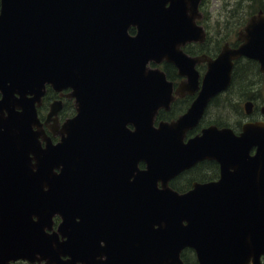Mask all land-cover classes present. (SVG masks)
<instances>
[{
  "label": "water",
  "instance_id": "95a60500",
  "mask_svg": "<svg viewBox=\"0 0 264 264\" xmlns=\"http://www.w3.org/2000/svg\"><path fill=\"white\" fill-rule=\"evenodd\" d=\"M199 3L0 0V264H185L184 248L198 264H263L264 121L187 132L229 85L235 57L264 73V13L249 16L238 45L191 55L182 46L205 38ZM163 60L184 76L176 86L149 65ZM47 84L75 101L57 142L43 127L57 100L44 120L37 111ZM195 91L183 112L156 121ZM206 159L218 179L170 186Z\"/></svg>",
  "mask_w": 264,
  "mask_h": 264
},
{
  "label": "rangeland",
  "instance_id": "374dc122",
  "mask_svg": "<svg viewBox=\"0 0 264 264\" xmlns=\"http://www.w3.org/2000/svg\"><path fill=\"white\" fill-rule=\"evenodd\" d=\"M246 2L253 5H257V3L262 2L261 5L263 6L262 8H264V0H202L200 4L202 13H204L203 10L208 11V17L204 19L205 25L206 23H208L212 29L214 28L213 37H210L206 41V46L208 48L212 47V43L215 40L220 46L224 41L236 38L237 31L241 28L238 20L240 18V15L244 13L248 17L253 6L252 5L251 8L246 7ZM231 29V33L228 34L226 30L229 31ZM197 49H199V46H197ZM255 68L257 69V67H254V65L250 61L245 60V62L242 61L240 63L239 76H242V82H238L236 83V85L222 92V94L220 93L221 95L216 100L211 101L208 104L205 113L199 123V126L217 122L221 125L230 124L233 127L237 128L243 121L246 120V114L244 112L243 106L245 102V95L249 92L250 89L252 90L251 92L255 91L256 88L264 91V80L260 79V73L259 71H256ZM204 70L205 67H203V72ZM251 81H256V85L251 84ZM188 98L189 96H183L179 100L177 99L176 103H174L173 105L174 112H176L175 115L185 110L190 100V98ZM49 101L50 99L45 102V105L39 112L42 118L48 111ZM238 105L242 107L239 112L236 110ZM71 106L72 102L66 104L64 108L65 111L70 110ZM203 175L204 167L197 169L195 171V174L192 176L203 177ZM176 183L177 185H181V183H186V179H180L175 182V184ZM185 252V257L187 258L188 263L197 264L195 255L188 250H186Z\"/></svg>",
  "mask_w": 264,
  "mask_h": 264
},
{
  "label": "flooded vegetation",
  "instance_id": "af4514ba",
  "mask_svg": "<svg viewBox=\"0 0 264 264\" xmlns=\"http://www.w3.org/2000/svg\"><path fill=\"white\" fill-rule=\"evenodd\" d=\"M259 10H264L262 8H259L257 9V11ZM227 41V40H226ZM227 43L231 46H236L240 43V41L235 38V39H231L229 41H227ZM219 51V50H218ZM217 51V52H218ZM217 52H212V53H208L206 51H199V52H194L193 54H207V55H210L212 57H214ZM245 60L247 61H252L254 67H257V69L259 70V76H260V79H263L264 80V73L260 71L259 69V62L255 59V58H252V57H248V56H245V55H239L238 57H235L233 59V65H232V69H231V80H230V83L229 85L222 91H226L229 89V86L232 82V77H233V73L236 75V77L238 78V82H242L243 78H241L242 76H239V65L242 61L245 62ZM197 68L202 72L203 71V67L206 68V64L205 62H198L196 64ZM184 79L183 76H179V80H174L175 81V85L177 82H179L180 80ZM257 81V80H256ZM256 81H251V84L253 85H256ZM50 87V101L48 102V111L50 110V105L51 103L54 101V100H57V102L55 103V106H56V109H57V112L54 113V114H51L50 117H49V120L48 122L44 123V129L46 131V133L50 136V139L53 141V142H56L60 139V133H59V129H58V126L60 125V123L66 119V118H69L71 117L74 113H75V102H74V98L72 96H70L69 92H70V88H64V89H61V90H55L54 88H52L51 86L47 85L46 86V90L47 88ZM252 90L250 89L249 92H248V96L245 97V101L246 100H250L251 103L249 105V110L246 111L244 109V112L246 114V120H256V119H261L264 121V91L260 90V89H255V91L251 92ZM196 94V91L194 93H187L185 92L182 96H180L178 99H180L181 97L183 96H189L190 100H189V103L190 101L192 100V98L194 97V95ZM176 98V97H175ZM174 98V99H175ZM174 101V100H173ZM69 102H72V106H71V109L70 110H67L65 111V106L66 104H68ZM211 101H209L210 103ZM173 103V102H172ZM188 103V105H189ZM208 103V104H209ZM208 104L206 105L205 109H204V113H205V110L208 106ZM187 105V106H188ZM42 107V106H41ZM40 107V108H41ZM172 107V105H171ZM186 109V108H185ZM42 110V108L40 109ZM39 110V111H40ZM47 111V112H48ZM161 110H159L160 112ZM203 113V115H204ZM202 115V117H203ZM54 116L57 118V127L55 129V131H53L49 126H52V127H55V121H54ZM47 117V113L45 114V116L42 118L43 120ZM201 117V119H202ZM166 118V117H165ZM168 118H171V117H168ZM159 119V118H158ZM242 124V123H241ZM241 124L240 126H238L237 128H234L236 131H239L240 128H241ZM129 126H131L130 124H128ZM233 127V126H232ZM198 129H196L194 132H197ZM190 135V134H189ZM41 143H44V139L41 138ZM214 161V160H212ZM216 164H217V176H215V178H212V179H208V180H216L219 178V165L216 161H214ZM206 180V181H208ZM191 186H192V183H191ZM190 186V187H191ZM189 187V188H190ZM187 188V189H189ZM186 189V190H187ZM54 221H55V224H54V228H55V225H57V223L60 221L59 217H54ZM47 232H49L48 230H46ZM191 251L194 255V251L191 249V248H185L182 253H181V257L183 258V254H184V251ZM196 259V257H195ZM260 260L261 262L264 264V254L261 255L260 257ZM184 261V259H183ZM185 262V261H184ZM196 263H197V260H196ZM6 264H46V261L45 260H37L36 258H17V259H14V260H10L9 262H7ZM187 264V263H185ZM198 264V263H197ZM250 264V263H249Z\"/></svg>",
  "mask_w": 264,
  "mask_h": 264
},
{
  "label": "trees",
  "instance_id": "16d2710c",
  "mask_svg": "<svg viewBox=\"0 0 264 264\" xmlns=\"http://www.w3.org/2000/svg\"><path fill=\"white\" fill-rule=\"evenodd\" d=\"M262 4V2H259V3H257V5H253V4H251V3H247L246 2V7H249V8H251V6H252V8H251V10H250V12L251 13H253V12H255L258 8H262L263 6L261 5ZM201 7V6H200ZM262 9H264V8H262ZM203 16H202V18H201V22H203V24H204V26H205V28H206V31H207V35H206V38H205V40L203 41V42H200V43H197V44H193V45H195V46H193V45H187V49H188V51L190 52V53H194V52H199L200 50L201 51H206V52H208V53H212V52H216L219 48H220V46L218 45V43L216 42V40L212 43V47L211 48H208L207 46H206V41L210 38V37H213V35H214V33H213V29L209 26V24L208 23H206V25H205V20L204 19H206V17H208V11L207 10H203ZM247 17V15H245L244 13H242V15H240V18L238 19L239 20V24L240 25H243L244 24V22L246 21V18ZM210 27V28H209ZM131 31H133V28H131L130 29ZM231 31H232V29L231 30H229V31H227L226 30V32L228 33V34H230L231 33ZM215 39V38H214ZM197 46H199V49H197ZM250 61V60H249ZM251 63H253L252 61H250ZM162 67H163V69L166 71V73H167V76L169 77V78H171V79H177L179 76H178V74H177V71H176V68H175V66L171 63V62H167V61H165L164 63H162ZM255 70L256 71H259V70H257L256 68H255ZM236 83H238V78L236 77V75L233 73V77H232V82H231V84H230V86H229V88H231L232 86H234V85H236ZM50 87H48V89H47V91H46V93H45V95H44V98H43V104H42V107L41 108H43V106L45 105V102L47 101V100H49V97H50ZM243 92H244V90H243ZM242 92V93H243ZM222 94V93H221ZM221 94H217L216 96H214L213 98H212V101H214V100H216ZM248 96V93L245 95V97H247ZM244 97V98H245ZM178 99V98H177ZM177 99L175 100V101H173V103H172V107L169 109V110H164V109H162L160 112H159V114H158V118H168V117H173V116H175V113L176 112H174V109H173V105H174V103H176V101H177ZM189 99V98H188ZM179 100V99H178ZM40 108V109H41ZM241 106H237V108H236V110L239 112L240 110H241ZM216 124H218V125H221V124H219V123H217L216 122ZM239 124H240V122H239ZM196 129H198L197 127L196 128H194L192 131H195ZM202 167H204V175H203V177H198V176H192V175H194L195 174V171L197 170V169H200V168H202ZM215 176H217V164L214 162V161H211V160H203V161H201V162H199V163H197L194 167H192V168H190V169H188V170H186V171H184V172H182L181 174H179L172 182H171V186L173 187V188H175V189H177L178 191H185L187 188H189L190 186H191V181L193 180V179H196V180H199V181H202V180H208V179H212V178H215ZM180 179H182V180H184V179H186V183H181V185H177V183L175 184V182H177L178 180H180ZM194 181V180H193ZM185 251H184V254H183V259H184V261H185V263H187V264H189L188 263V260H187V258L185 257Z\"/></svg>",
  "mask_w": 264,
  "mask_h": 264
}]
</instances>
